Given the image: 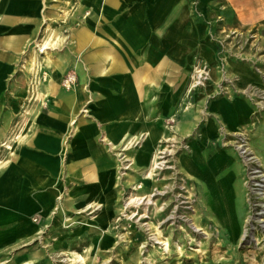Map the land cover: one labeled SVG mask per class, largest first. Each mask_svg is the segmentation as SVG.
I'll use <instances>...</instances> for the list:
<instances>
[{"label":"crops","instance_id":"crops-1","mask_svg":"<svg viewBox=\"0 0 264 264\" xmlns=\"http://www.w3.org/2000/svg\"><path fill=\"white\" fill-rule=\"evenodd\" d=\"M263 2L0 0V252L33 242L40 232L33 220L43 224L55 212L92 222L91 230L79 227L74 236L88 231L97 244L117 200L118 150L139 136L145 137L144 148L151 146L165 99L196 94L188 88L196 61L213 65L216 41L227 31L261 26ZM51 31L57 44L41 53L47 36L39 37ZM34 45L38 50H30ZM25 51L31 53V70L41 66L48 81L41 88L42 105L23 114ZM232 71L250 78L244 67ZM68 72L77 79L69 91L61 86ZM207 112L205 147L220 137L219 126L229 132L247 125L253 109L244 98H219ZM233 161L220 147L209 160L195 154L184 161L226 225L235 220L230 207L235 209L238 196L226 169ZM220 173L225 176L217 179Z\"/></svg>","mask_w":264,"mask_h":264},{"label":"rangeland","instance_id":"rangeland-1","mask_svg":"<svg viewBox=\"0 0 264 264\" xmlns=\"http://www.w3.org/2000/svg\"><path fill=\"white\" fill-rule=\"evenodd\" d=\"M51 33L39 38L50 36L51 46H56L58 36L55 39ZM216 46L213 65L196 61L190 71L188 88L196 94L165 99L151 146L144 148L145 137L139 136L124 145L123 149L129 145L127 150H118L117 200L109 226L104 233L98 232L97 244L88 231L74 236L79 227L91 230L92 222L76 221L71 212H55L52 219L36 223L40 232L33 242L1 251L0 264H78L71 261L72 253L80 254L85 264H264V181L256 178L257 184H263L258 189L250 179L253 170L264 175V22L240 32L227 31ZM30 54L25 51L20 61L23 77L28 78L23 84V114L27 107L42 105V85L30 82L41 66L31 70ZM231 66L248 69L250 78L235 77ZM211 77L218 80L212 82ZM219 98H244L253 114L247 125L234 131L219 126L220 137L205 147L201 133L210 118L207 107ZM242 142H247L245 152L238 149ZM218 147L234 158L226 169L234 175L238 192L235 209L230 207L235 220H228L227 225L215 210V199L205 195L202 183L184 165L195 154L211 159ZM155 155L157 163L165 162L158 168L152 164ZM129 202L133 204L126 208ZM157 232L158 240L168 243V251L155 239Z\"/></svg>","mask_w":264,"mask_h":264},{"label":"bare ground","instance_id":"bare-ground-1","mask_svg":"<svg viewBox=\"0 0 264 264\" xmlns=\"http://www.w3.org/2000/svg\"><path fill=\"white\" fill-rule=\"evenodd\" d=\"M53 41H51V37L50 36H48V38L45 40V42H43V45H40L39 46V48H40V50L42 51V52H45L47 49H49V47L51 46V43H52ZM35 61H36V57L34 58H32V60H31V63H32V66L35 64ZM200 72V71H199ZM199 75H201V74H199ZM198 76V75H197ZM249 76V75H248ZM195 78H196V76H195ZM196 84H197V82H196ZM193 87H194V85H192ZM38 94V93H37ZM39 96L40 95H38L37 96V100H38V98H39ZM74 134H76L77 133V128H75L74 129ZM234 135H238V133H235ZM239 136H241V135H239ZM243 144L242 145H239V147H238V149L239 150H241V149H244V148H246L247 149V142L245 143V142H242ZM126 147V146H125ZM9 150L10 149H12L11 147H9L8 148ZM248 150V149H247ZM245 152V151H244ZM241 153V152H240ZM156 158H157V155H155V157H154V159H153V161H152V164H153V166H155V168H158V166L160 165H163V163H165V162H163L162 164L160 163H157V161H156ZM256 157H253V158H251V159H255ZM253 162V161H252ZM189 163V162H188ZM190 164V163H189ZM192 167H193V165H192ZM160 168V167H159ZM190 169H192V168H190ZM259 174H261V172H259V171H257V170H253L252 171V176H251V180H253V182H252V186H254V187H256V188H258V189H260V187H261V185H263V184H257L256 183V178H263L262 180L264 181V175H259ZM262 181V182H263ZM262 190V189H261ZM131 202H133V200H131ZM133 204V203H132ZM130 202H129V204H127L126 205V208L127 207H130L131 205H132ZM87 207V206H86ZM104 207L103 206H100V209H103ZM198 231H200V230H198ZM160 232H157L156 234H155V239L157 240V242L159 243V244H161V245H164V250L165 251H168V243H162L161 241H159L158 240V236H160V234H159ZM244 234H245V232H244ZM180 252V251H179ZM71 257V256H70ZM71 261H73V263H78V264H85V260H84V258L80 255V254H77V253H72V257H71ZM105 264V263H104Z\"/></svg>","mask_w":264,"mask_h":264},{"label":"built area","instance_id":"built-area-1","mask_svg":"<svg viewBox=\"0 0 264 264\" xmlns=\"http://www.w3.org/2000/svg\"><path fill=\"white\" fill-rule=\"evenodd\" d=\"M34 85L39 84V85H43L46 84L48 81V74L46 72H40L39 70V75H37V77H35L34 79H32ZM76 76L73 73H67L62 81H61V86L65 89V90H71L75 85H76ZM10 146L4 145V149L7 151H10L8 148ZM12 148V147H11ZM243 151H245V149H243ZM34 223H37L38 220L34 219L33 220Z\"/></svg>","mask_w":264,"mask_h":264}]
</instances>
